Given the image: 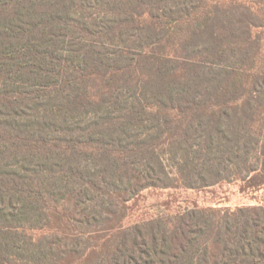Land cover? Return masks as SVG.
<instances>
[{
  "label": "trees",
  "instance_id": "trees-1",
  "mask_svg": "<svg viewBox=\"0 0 264 264\" xmlns=\"http://www.w3.org/2000/svg\"><path fill=\"white\" fill-rule=\"evenodd\" d=\"M217 8L0 0V264H264V205L124 224L148 187L210 186L233 166L264 186L263 72L211 32Z\"/></svg>",
  "mask_w": 264,
  "mask_h": 264
},
{
  "label": "rangeland",
  "instance_id": "rangeland-1",
  "mask_svg": "<svg viewBox=\"0 0 264 264\" xmlns=\"http://www.w3.org/2000/svg\"><path fill=\"white\" fill-rule=\"evenodd\" d=\"M214 22L211 32L216 35L227 34V38L234 45H242L247 53V63L263 72V79L259 82L258 94L255 99L258 113L254 125L258 129L257 135L261 137V147L264 146V26L262 20L256 15L255 9L264 5L263 0H216ZM218 36V35H217ZM210 37V36H209ZM202 39L197 44V50H203L206 61L212 63L217 59L211 54L208 46L213 41ZM180 55V53H179ZM236 61V60H235ZM245 99L250 97V90L246 91ZM263 151V150H262ZM264 153V152H262ZM176 153L170 149L163 151V158L168 169L175 173ZM261 156L264 161V154L260 151L254 155ZM174 169V170H173ZM240 168L233 166L231 178L220 181L216 184L190 188L185 186L176 187H148L142 190L136 197L127 203V214L124 219L125 225H132L137 222L149 220L159 216L173 214L183 211L195 205L200 207H228L238 208L244 206L264 205V186L254 189L245 186L244 182L237 178Z\"/></svg>",
  "mask_w": 264,
  "mask_h": 264
}]
</instances>
